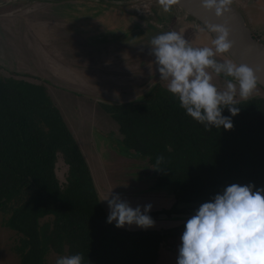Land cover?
I'll list each match as a JSON object with an SVG mask.
<instances>
[{"label": "trees", "instance_id": "16d2710c", "mask_svg": "<svg viewBox=\"0 0 264 264\" xmlns=\"http://www.w3.org/2000/svg\"><path fill=\"white\" fill-rule=\"evenodd\" d=\"M111 10L95 7L94 13L112 24ZM132 17L128 25L138 26L134 21L142 19ZM101 106L119 125L124 144L151 167L164 157L162 170L152 171L153 184L170 185L175 202L154 213L194 214L233 183L264 188L263 96L238 101L230 130H206L161 84L137 101ZM222 114L230 116L227 108ZM60 158L68 165L63 183L56 171ZM0 214L19 234L11 247L19 264H46L50 252H79L84 264H156L163 242L179 238L184 228L127 231L108 224L85 158L47 89L1 74Z\"/></svg>", "mask_w": 264, "mask_h": 264}, {"label": "clouds", "instance_id": "9594fccd", "mask_svg": "<svg viewBox=\"0 0 264 264\" xmlns=\"http://www.w3.org/2000/svg\"><path fill=\"white\" fill-rule=\"evenodd\" d=\"M157 3L167 13L178 0ZM200 5L217 18L231 12V0H200ZM204 26L215 34L211 46H194L182 32L172 30L150 40L149 54L159 80L186 115L206 130H230L231 117L240 111L238 99L251 96L258 80L248 65L222 58L234 46L229 29L208 20ZM219 77L227 78L222 87L215 82ZM225 108L230 116L222 114ZM163 162L157 156L151 168L162 170ZM101 201L107 202L106 222L116 228L148 229L155 224L150 203L133 207L113 189ZM55 264H84V257L79 252L63 255ZM176 264H264V188L233 183L201 203L184 222Z\"/></svg>", "mask_w": 264, "mask_h": 264}, {"label": "rangeland", "instance_id": "374dc122", "mask_svg": "<svg viewBox=\"0 0 264 264\" xmlns=\"http://www.w3.org/2000/svg\"><path fill=\"white\" fill-rule=\"evenodd\" d=\"M10 1V0H8ZM130 0H68L67 2L64 1L60 5H57L54 7L51 17L46 18V22L41 24L33 25L31 24L30 28L22 29L19 31H14V34L11 33H0V74L2 76L7 77H15V78H23V74H37L36 76H33L34 78H37L38 80L42 81L43 78L47 76V66L45 62L44 55H41L42 53L46 52V43L49 41H56L57 39L60 40L59 43L63 42L64 46L59 50V55H61L62 59L57 57L58 61L64 62L63 65H66L69 67V64L73 65L74 61H84L86 60L85 67H80V77L79 73H76V75L71 71V68L66 67V70L68 69L67 73L71 76H78L77 78L83 80L86 82V84H83L86 88L84 90L85 92H81L76 89L75 86H69L71 90H74L78 93V97L80 99L78 100L81 104L82 101H89L86 102L87 105L85 106L87 117L84 119L81 117V119L84 121H81L85 125H88L90 127V123L93 121L90 120L89 117H93L95 113H91L90 103H93V106H95V111H101L102 118L96 119L95 123L101 122L103 126H106V120H109L107 128L111 129V127L116 132L117 136H121L119 133V125L113 120L110 114H106L102 106H100L105 101L108 102L107 95L110 94H101L97 91L93 90L92 87H94V84L92 82L97 81L98 84L102 85H108L110 87L113 86L112 83H107L106 81V75H116L117 72H112L110 70L106 69V62L103 58H99L100 55L103 53V51H109L108 48L101 46L99 48H95V50H92L91 47L86 43L85 39L83 37L85 36H92L95 34H83V31L79 32L78 27V21L79 18H87L85 21L89 23L92 27L96 25H100L99 29H102L105 32L98 31V34L101 33H108V30L115 29L117 25L121 26V28H125L127 31L130 30V28L135 29V25H128V21L130 18L122 17L125 14H132L135 16H138L142 19V21H145L147 24H153L159 27V29L163 30V32L166 31H172L171 29L174 28L171 26V23L173 22L172 19L175 18V13L173 10L165 13L161 10L159 7L157 0H137L134 2H127ZM232 4H235L245 15L247 23L249 22V26L254 32V35L259 38L264 43V0H231ZM102 4V5H99ZM128 7H127V6ZM111 7L110 12H106V14L111 17L115 22V26L107 25L108 22L98 20L102 19V17H94L96 13H94L95 7H102L103 9L105 7ZM173 9H176L189 17V20H186V22L180 23L178 26L179 32H182L186 39L191 41L197 40V43L201 42H210L213 39V36L207 31L205 27H203L196 19L191 17L190 15H187L184 10H180L177 6L172 7ZM151 9V10H150ZM131 16V18H133ZM92 17V18H91ZM39 19H42V17H39ZM38 19V20H39ZM84 20V19H83ZM82 21V20H80ZM161 21V24L159 23ZM185 21V20H184ZM156 22V23H155ZM191 25L189 26L188 24ZM67 26V27H66ZM70 26L72 27L70 29ZM66 27V29H65ZM171 28V29H169ZM98 30V28H96ZM91 32H96L94 27L91 28ZM120 32L115 31L109 34H103L101 36H96L91 39L94 43H101L104 41H124L129 42L130 38H128L127 35H121L119 37ZM207 35V36H205ZM206 37L208 38L206 40ZM148 39H151L152 37H147ZM55 42V43H56ZM83 45L86 47L85 52L83 51L82 47ZM7 49L11 50L12 57L15 59V49H17V58L15 59L17 61V66H11L10 64V57L7 55ZM105 49V50H104ZM3 50H6L3 52ZM13 52V53H12ZM6 55L7 60H2L1 56ZM83 55L86 56V59L83 58ZM89 56V57H87ZM115 56V55H113ZM112 56V57H113ZM224 59H231L228 54H224ZM91 59L93 60V65L96 68L94 71V74H89L90 69H92ZM142 60L140 63L144 67H142V70H144V76L147 77L146 81L144 79V82L142 85H144V88H151L155 83H158L159 81V74L155 70V64H154V57L149 56V59ZM111 61V58L109 59ZM12 62V61H11ZM25 62L26 68L19 69V66L22 65ZM57 62V63H59ZM72 62V63H71ZM14 63V62H13ZM20 64V65H19ZM29 64L33 69L30 71L31 67L27 66ZM113 64H116V60L113 61ZM17 71H16V70ZM49 69H52L49 67ZM66 73V74H67ZM102 73V74H101ZM67 74V75H68ZM89 75V78H88ZM92 75V77H90ZM136 76L137 73H134ZM42 78V79H41ZM33 80V78L31 77ZM223 80L227 79L226 77L222 78ZM51 81V80H50ZM81 86L82 84L78 82ZM95 83V82H94ZM224 83V82H223ZM222 84V82H221ZM97 84H95L96 86ZM223 84L220 86L222 87ZM96 88V87H95ZM259 88H256V90ZM77 90V91H76ZM260 90V89H259ZM93 91V92H92ZM51 95L54 97H61V94H58L54 89H50ZM258 92V91H257ZM83 93V95H82ZM257 94L254 92L251 96ZM77 95V94H76ZM127 95V94H126ZM106 96V97H105ZM111 96V95H110ZM250 97V96H249ZM53 98V97H52ZM94 98V100H93ZM105 98V99H103ZM54 99V98H53ZM93 100V101H91ZM91 101V102H90ZM98 104H96V102ZM239 101V99H238ZM68 105L70 108H73L72 105L74 103L70 100H68ZM58 107V106H57ZM60 109V108H59ZM61 111V110H60ZM62 113V112H61ZM63 115V114H62ZM67 120L74 126V119L69 117V113L67 111ZM69 127V125H68ZM70 128V127H69ZM98 129V128H97ZM71 130V129H70ZM114 131H108V132H100V134L94 129L93 130V137L94 142L96 143V147L99 152H101L102 155V161L100 162V166L105 171L106 176V182L112 187L113 191L116 193L121 194L122 199L127 200L133 207L136 205H142L143 204H149L150 203V196L144 195L143 197H140L139 195H136L133 190V183L137 185L139 183L140 185H137L138 187H134L135 190L141 191L144 190V185H147L148 183L152 184L153 180L148 179L147 171H145L144 165L142 163L143 160L135 161L130 160L126 161L125 167L117 166V162L119 161V154L115 151V149L118 151V149L121 147L122 138H116L115 135H113ZM73 132V129H72ZM105 138V139H104ZM111 145H110V140ZM85 146L88 148L89 145L83 144L82 145V152L85 156ZM117 146V148L114 149V147ZM94 147V144L92 143L91 149ZM123 156V155H121ZM124 157V156H123ZM128 159H131L133 157H127ZM136 158V156H135ZM141 159V158H140ZM122 160V159H121ZM136 162H139V164H136ZM146 164L148 163L145 161ZM147 166V165H146ZM145 166V167H146ZM135 167H141L139 171H135L140 173L142 175L143 173L145 175L142 176H136L134 170ZM150 171V170H149ZM150 173V172H149ZM57 174L60 179V181L63 183L65 181L66 176V165L63 163L62 159H59V162L57 163ZM126 178V179H125ZM125 179V180H124ZM95 180V179H94ZM133 185V186H136ZM154 199V203L151 205L154 206H160L159 202L156 200V195H152ZM164 197V195H162ZM141 200V201H140ZM172 200V198H170ZM102 204L104 205V208L108 212L107 202L102 201ZM152 216H155L152 214ZM48 218L42 219L41 222L46 221ZM50 219V218H49ZM4 216L0 214V264H19V259L17 255L12 251L11 247L14 245L18 239L19 234L15 232L14 230H11L7 228L4 223ZM159 225L165 227L167 225H172L168 222H162L159 223ZM123 230L131 231V230H140L142 228L132 226L128 227L125 226L124 228H120ZM180 244V237L179 238H169L163 244L161 245L159 249V258L156 262V264H176V259L178 255V246ZM67 255V254H58L56 252H50L46 259V264H55V261L58 257Z\"/></svg>", "mask_w": 264, "mask_h": 264}, {"label": "crops", "instance_id": "0c3cea01", "mask_svg": "<svg viewBox=\"0 0 264 264\" xmlns=\"http://www.w3.org/2000/svg\"><path fill=\"white\" fill-rule=\"evenodd\" d=\"M172 10L176 14L175 18L172 19L173 22L171 23V26L174 28H172V29L169 28V29L177 31L180 23L186 22V20H189V17H187L186 15H184L183 13H181L180 11H178L176 9L172 8L171 11ZM129 16L130 15L125 14L122 17L128 18ZM94 17H98V16L95 15ZM87 18H90V17L79 18V20H77L79 23L78 24L79 32L83 31L82 32L83 34L93 33V32H91V28H93V27H94V29H96L95 27H98V30H95L96 32H98L99 30H102V29H99L100 25H96V26L92 27L89 23H87L85 21ZM80 20H82V21H80ZM98 20L105 21L104 18L98 19ZM106 22H108L107 25H110V26H115V24H116V22L114 20H113L112 24H109V21H106ZM134 23L138 24V26H136L135 28L144 27V28L148 29L147 37H149V36L154 37V36L163 32V30L159 29L160 26L157 27L156 25H153L154 23L153 24H150V23L147 24L145 21H142V20H135ZM159 23L161 24V21ZM188 25L190 26L191 23ZM66 27H65V29H66ZM71 28L72 27L70 26V29ZM115 28L118 29L121 27L119 25H117ZM123 29H125V28H123ZM130 29H132V28H130ZM205 36H207V35H205ZM207 39L208 38L206 37V40ZM149 40L150 39L144 37V39L142 38L139 41L136 40V41H138L136 43H133L131 41L125 46V48L123 45L117 46V45H113V44L104 46V47L108 48V50H109V51H103V53L101 55V58H103L105 61L107 60L106 69L110 70L112 72L116 71L117 74L115 76L114 75L110 76V74L105 76L107 83L113 84L112 87H110L108 85H104V84L100 85V84H98L97 81H94L95 83L92 82L94 84V87H92V89L97 91L98 93H101L102 95L103 94L104 95L110 94L111 96L107 95V97H109L108 98L109 103H121V102H128V101H136V100L140 99L141 97H143L150 89L147 87L144 88V86L142 85V83L144 82V79L146 81V79H147L146 76H148V75L144 76V74H143L144 70H142V67H144V66L141 65L140 63L142 62V60H144V58L146 60H148L149 56L150 57L152 56L149 54V47H150L148 45ZM192 42H193L192 44L194 46H211L210 42H208V43L207 42L197 43V40L192 41ZM51 43H53V42H51ZM49 49L50 48H47L46 52H45V55L47 58L46 59V61H47L46 66L48 68L47 69V76H45V79L49 82L50 89L52 88L58 94H61V97H59V98L54 97V96H52V97L54 98L56 104L60 108V110L63 114V117H64L65 121L67 122V124L69 125L71 131L73 129L72 133H73L78 145L80 146L81 150H82L83 144L90 146L89 148L87 146H85V156H86L88 163L90 165V168L92 170V176L95 179L94 181H95V185L97 187V190L99 192L100 199L102 200L104 198V196L112 190V187L109 185V182L107 184V182H106L107 179L105 176L106 173L102 169V167L100 166V162L102 161V155H101V152L98 151V149L96 147V143L94 142L93 130L95 129L100 134V132H108L110 130L114 131V129L112 127H111V129L107 128L108 123H109L108 119L105 121L106 126H103L101 124V122L95 123L96 119H101L103 116H102L101 111H97V112L95 111V106H93V103L91 102L94 100V98H93V100L90 101L91 102L90 103L91 111L89 114V115H91L92 112L95 113L93 115V117H89L90 120L93 122L90 123V127L81 122V121H83L81 119V117H83L84 119L88 118L87 114L85 112V110H86L85 106L87 105L86 102H89V101H86V102L82 101L80 104L78 101L80 99V97H78V93L75 92L77 95L74 94L73 91H75V89L71 90V88L69 86H75L76 89H81L79 91L85 92L84 90L87 87L84 88L85 86L83 84H86V82L77 78L78 76H71L67 73V71L70 67L71 71L75 75H76V73H79L78 75L80 77V72H82V71H80V66H77V67L74 66L73 67V65L69 64V67H68L66 65H63L62 63H64V62H61V61L59 62L57 59V56H56L57 52H55V54H53L52 53V52H54L53 49H52V52ZM82 49L86 54V51H85L86 47L84 45H83ZM92 50H95V48H93ZM5 51L6 50H3V52H5ZM16 51L17 50L15 49L14 55L17 53ZM7 55H9L10 60L12 61V62L10 61L11 66H17V61H14L15 59L12 58L13 54H11L10 49H7ZM113 55H115V56H113ZM15 57H16V55H15ZM83 58L85 59L86 56L83 55ZM110 58H111V61H109ZM1 59L7 60V56L2 55ZM117 59L123 61V63H120V62L118 63ZM115 60L117 62L114 65L113 61H115ZM57 62H59V63H57ZM78 62H82V64H84L85 60L84 61H78ZM23 66H24V64L20 65L19 69H23L24 68ZM29 67H31V66L29 65ZM49 67H51L52 69H49ZM66 67H68L67 70H66ZM30 71H32V67H31ZM134 73H137V75L135 76ZM88 78H89V75H88ZM219 78H221V77H219ZM219 78H217V80L215 82L218 83L219 85H221L220 80H222V79H219ZM78 82H80L82 84V86ZM95 84H97V85L95 86ZM83 88H84V90H83ZM82 95H83V93H82ZM103 99H105V98H103ZM68 100H70L71 103L72 102L74 103V105H72L73 108L69 107ZM101 102L108 103L105 101H101ZM96 104H98V103L96 102ZM67 111L69 113V117L74 119L73 124L76 125L75 128L67 120ZM116 138H119V137L116 136ZM92 143L94 144V147L91 149ZM110 145H111V140H110ZM119 157H121V158H119V161L116 163L117 166L125 167V165L127 164L126 161H128V160L130 161V159H127V157H125V156L123 157L120 154H119ZM136 164H139V162H136ZM135 168L136 169L134 170V172L139 171L141 169V167H135ZM152 184H149V185L152 186ZM142 205H144L143 202H142ZM165 227L168 228L169 225L165 226ZM160 229H165V228L163 226H161Z\"/></svg>", "mask_w": 264, "mask_h": 264}, {"label": "water", "instance_id": "95a60500", "mask_svg": "<svg viewBox=\"0 0 264 264\" xmlns=\"http://www.w3.org/2000/svg\"><path fill=\"white\" fill-rule=\"evenodd\" d=\"M64 1L67 2L68 0L0 1V33L2 32L10 33L14 31H19L22 29L30 28L31 24L36 25V24L44 23L46 22L47 17H51L52 14L55 13L53 12L54 7H56L57 5H60ZM134 1H137V0H130L127 2H134ZM184 1L188 5L192 6L193 10L196 12L183 7L179 5L178 3L174 6H177L180 10H184L187 15H190L191 17L196 19L203 27H205L204 22L208 20L214 24L224 25L225 27L229 29L230 39L234 42V46L230 50V53H227L228 56L235 62L246 64L254 70V73L258 80L257 88H259L260 90L257 89L256 91H254L257 94L253 96H256V97L263 96L264 97V43L253 34L251 28L247 24L246 18L243 15V13L235 5L231 3L230 5L231 12L225 13L224 17L222 18H217L211 12H208L201 7L200 0H184ZM39 17H42V19H39ZM95 28H98V27H95ZM100 31L102 32V30ZM115 31L120 32L118 35L119 37H121L122 34L127 35L128 38H130L129 42L132 41L133 43H136L140 39L142 38L144 39V37L147 38L148 29L144 27H137L135 29H130L127 31L123 28H118V29L115 28V29L108 30L107 31L108 33L100 32L98 34V32H93L91 34H95V33L96 34L92 36H85L84 39L86 43L89 46H91V49L99 48L101 46H107L110 44L117 45V46L123 45L125 48V46L129 43L127 41L126 42L124 41H104L99 44L91 41L93 37L101 36L103 34H109ZM210 34L214 38L215 34L213 33H210ZM150 40L148 41V45L150 43ZM217 59H220V58L218 57ZM253 96H250L248 98H251ZM115 148H117V146H115L114 149ZM115 151L118 154L121 153V155L125 157H133L130 160L139 161V160L144 159V156H142L135 149L129 148L128 146H126L123 141L121 142V147L118 149V151L116 149ZM143 169L147 171L145 172L147 173V175H145L144 173L142 175L147 176L148 179L152 178L154 182V177L152 173L149 171L152 168L150 166H147V167L144 166ZM135 175L142 176L138 172H135ZM133 190H134V193H136V195H139L140 197H143L144 195H146L147 197L150 196L151 204L154 203V199H155L153 198L152 195H156V200L158 202L159 200L161 201L159 202L160 206H154L156 204L152 205L151 212L160 211L165 208H169L171 203L175 202V196L173 194L172 189L170 188V185L161 186V187L153 186V187L145 188L144 190H141V191L135 190V188H133ZM162 195H164V197ZM170 198H172V200H170ZM184 206H186V204L181 205V207H184ZM151 212H150V215H151ZM191 215L193 214H190V213H170V214L157 213L155 216L151 215V217L155 221V224L153 227L148 228V229H160L161 225H159V223H162V222L171 223L172 225H169V227L173 225H177L179 223H184Z\"/></svg>", "mask_w": 264, "mask_h": 264}, {"label": "flooded vegetation", "instance_id": "af4514ba", "mask_svg": "<svg viewBox=\"0 0 264 264\" xmlns=\"http://www.w3.org/2000/svg\"><path fill=\"white\" fill-rule=\"evenodd\" d=\"M233 5H235V4H233ZM236 6V5H235ZM237 7V6H236ZM238 8V7H237ZM239 9V8H238ZM240 10V9H239ZM241 11V10H240ZM242 12V11H241ZM243 13V12H242ZM244 15V14H243ZM245 16V15H244ZM248 25H250L249 24V22L247 23ZM250 27V26H249ZM251 28V27H250ZM252 30V29H251ZM252 32H253V30H252ZM9 33V32H8ZM11 34H14V32H10ZM253 34H254V32H253ZM259 39V38H258ZM260 40V39H259ZM51 42H53V43H51ZM56 41H49V42H47L45 45H46V47H45V49H47V48H50L49 50H51V52H52V49H53V51L54 52H52L53 54H55V52H57V57L59 56V58L61 57V55H59L60 53H59V50H61V48L64 46V44H63V42H61V43H59L60 42V40L58 39V42H56ZM17 50V49H16ZM18 53H16L15 55H17ZM45 53H42L41 55H44ZM102 55V54H101ZM101 55H100V57L99 58H101ZM87 57H89V56H87ZM13 58V57H12ZM17 58V56L15 57V59ZM44 58H45V62H46V65H47V61H46V55H44ZM90 58V57H89ZM60 59H62V57L60 58ZM86 59V58H85ZM63 60V59H62ZM118 60V63L120 62V63H123V61H121V60H119V59H117ZM14 61H16V60H14ZM117 62V61H116ZM85 63H86V60H85ZM85 63L84 64H82V62H78V60L77 61H74V64H73V67L74 66H80V67H82V68H84L85 67ZM24 64V68H26V64H25V62L23 63ZM79 64V65H78ZM91 64H92V69H90V70H92V71H90V73L89 74H94L95 73V67H94V65H93V60L91 59ZM27 66H29V64H27ZM106 67V66H105ZM33 69V68H32ZM22 75H26V76H22L24 79H26V80H28V81H35V82H37V83H39V84H42L46 89H47V92H48V94L51 96V98H52V95H51V92H50V87H49V82L45 79V77H42L43 78V80L42 81H40V80H38L37 78H34L33 76H36L37 74H23V73H21ZM92 75H90V77H91ZM31 77L33 78V80L31 79ZM41 78V79H42ZM221 78H223V77H221ZM36 79V80H35ZM157 84H161L162 86H164L165 88H166V83L165 82H163V81H159L158 83H155L151 88H150V90L147 92V93H149ZM144 86V85H143ZM146 93V94H147ZM145 94V95H146ZM144 95V96H145ZM142 98V97H141ZM140 98V99H141ZM52 100H53V102H54V104L56 105V106H58L57 104H56V102H55V100L52 98ZM139 100V99H138ZM137 101V100H136ZM128 102H131V101H128ZM121 103H127V102H121ZM108 104H120V103H108ZM59 108V107H58ZM60 110V109H59ZM105 111V110H104ZM106 112V111H105ZM107 114H109L108 112H106ZM114 120V119H113ZM67 123V122H66ZM67 126H68V124H67ZM69 128V127H68ZM70 129V128H69ZM115 132V131H114ZM71 133H72V131H71ZM119 133H120V131H119ZM72 135H73V133H72ZM113 135H115V136H117L116 135V132L113 134ZM120 135L121 136H118L119 138H122V141L124 140V136L120 133ZM74 136V135H73ZM75 138V137H74ZM76 140V139H75ZM79 146V145H78ZM79 148H80V146H79ZM80 150H81V148H80ZM81 152H82V150H81ZM82 154H83V152H82ZM83 156H84V154H83ZM84 158H85V161H86V163H87V165H88V167H89V170H90V172H91V175H92V170H91V168H90V165H89V163H88V160H87V158H86V156H84ZM63 161V160H62ZM129 161V160H128ZM127 161V162H128ZM145 161H147L148 162V159H146V157L144 156V159H143V161H142V163H143V165L144 166H146L147 164V166H150V164H149V162L146 164V162ZM59 162V161H58ZM57 162V163H58ZM64 163V162H63ZM65 164V163H64ZM66 165V175H67V171H68V165L67 164H65ZM146 166V167H147ZM151 167V166H150ZM56 171H57V168H56ZM152 171H154V169L152 168L151 170H150V172L152 173ZM58 175V174H57ZM66 177V176H65ZM59 178V177H58ZM92 178H93V176H92ZM60 180V179H59ZM93 180H94V178H93ZM65 182V181H64ZM95 182V181H94ZM60 183H62L61 181H60ZM154 183V182H153ZM133 185H136L135 183H133ZM132 185V187H138L137 185H140L139 183L136 185V186H133ZM145 187H153L154 186V184H152V186H150L149 184H147V185H144ZM97 192H98V190H97ZM98 196H99V192H98ZM99 199H100V196H99ZM100 201H101V199H100ZM143 202V201H142ZM152 214L153 215H156L157 213H154V212H152ZM191 214V213H190Z\"/></svg>", "mask_w": 264, "mask_h": 264}, {"label": "bare ground", "instance_id": "6f19581e", "mask_svg": "<svg viewBox=\"0 0 264 264\" xmlns=\"http://www.w3.org/2000/svg\"><path fill=\"white\" fill-rule=\"evenodd\" d=\"M0 1H8V0H0ZM178 4L179 5H181V6H183V7H185V8H188V9H190V10H193V7L192 6H190V5H188L187 3H185V1L184 0H178ZM127 6V5H126ZM128 7V6H127ZM151 10V9H150ZM194 11V10H193ZM194 12H196V11H194ZM200 15V14H199ZM201 16V15H200Z\"/></svg>", "mask_w": 264, "mask_h": 264}]
</instances>
